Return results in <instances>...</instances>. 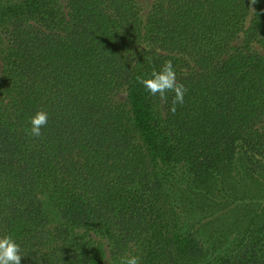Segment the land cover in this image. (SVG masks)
<instances>
[{"label": "trees", "instance_id": "1", "mask_svg": "<svg viewBox=\"0 0 264 264\" xmlns=\"http://www.w3.org/2000/svg\"><path fill=\"white\" fill-rule=\"evenodd\" d=\"M249 5L0 0V236L21 264H105L96 236L116 256L139 244L141 264H264V0ZM166 60L187 87L175 114L136 79ZM216 191L249 218L208 244L177 200Z\"/></svg>", "mask_w": 264, "mask_h": 264}, {"label": "rangeland", "instance_id": "2", "mask_svg": "<svg viewBox=\"0 0 264 264\" xmlns=\"http://www.w3.org/2000/svg\"><path fill=\"white\" fill-rule=\"evenodd\" d=\"M140 7L142 16L146 18L152 8L154 0H137ZM0 31V70L2 67V54L5 52L7 40ZM121 102L127 103L125 92L119 96ZM264 126V125H263ZM264 180V177H262ZM214 192L212 198H203L200 201H193L188 195H178L183 197L182 201L177 200L180 210L184 212L187 220L186 227L196 231L199 236L206 242L211 240H219V237L223 238L224 234L229 237L233 236L235 228L238 229L241 224L249 218V206L235 202L232 199L222 201V198ZM176 196V197H178ZM179 198V197H178ZM182 208V209H181ZM54 213V218H57V214L52 207L50 209ZM57 222V221H56ZM97 240H100L107 252L105 258V264H120V258L128 255L142 256L143 251L139 244H131L130 247L119 256H116L113 252L112 244L105 238L96 236Z\"/></svg>", "mask_w": 264, "mask_h": 264}, {"label": "clouds", "instance_id": "3", "mask_svg": "<svg viewBox=\"0 0 264 264\" xmlns=\"http://www.w3.org/2000/svg\"><path fill=\"white\" fill-rule=\"evenodd\" d=\"M257 3V0H250V5ZM253 9V8H252ZM255 10V9H254ZM144 89L151 96H159L161 101H167V93L174 94L170 111L175 114L177 105H183L187 87L177 80L176 71L171 60H166L160 70L153 68L150 74L136 77ZM48 112L38 110L30 118V129H26L29 135L40 137L42 128L48 123ZM24 255L21 254V245L12 234L0 236V264H21ZM120 264H141L140 257L128 255L120 258Z\"/></svg>", "mask_w": 264, "mask_h": 264}]
</instances>
